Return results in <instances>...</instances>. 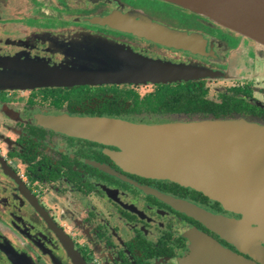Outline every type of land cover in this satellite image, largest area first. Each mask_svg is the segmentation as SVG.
Here are the masks:
<instances>
[{
  "label": "flooded vegetation",
  "instance_id": "1",
  "mask_svg": "<svg viewBox=\"0 0 264 264\" xmlns=\"http://www.w3.org/2000/svg\"><path fill=\"white\" fill-rule=\"evenodd\" d=\"M54 1L49 11L40 0H0V264H181L198 232L251 258L192 210L241 214L193 187L127 169L114 156L120 148L39 118L246 120L264 126V44L166 0L157 1L185 11L199 28L168 25L128 0ZM115 11L148 17L195 37L198 45H167L97 20ZM36 18L43 26L7 31ZM139 55L202 74L166 83L34 86L38 81L24 77L43 61L57 70L54 79L138 71ZM143 84H195L203 104L181 112L146 109L172 118L162 122L136 117L142 111L106 112L108 90L138 91Z\"/></svg>",
  "mask_w": 264,
  "mask_h": 264
},
{
  "label": "water",
  "instance_id": "2",
  "mask_svg": "<svg viewBox=\"0 0 264 264\" xmlns=\"http://www.w3.org/2000/svg\"><path fill=\"white\" fill-rule=\"evenodd\" d=\"M203 14L264 44V0H166ZM135 14L115 11L97 19L155 41L194 48L195 37ZM41 61V60H39ZM138 71L64 75L43 61L30 85L166 83L202 74L139 55ZM133 69V68H132ZM145 70V71H143ZM67 73V72H66ZM70 133L120 148L114 156L127 169L167 178L204 192L240 218L203 209L192 213L251 258L204 234H195L182 264H264V126L246 120L170 123L134 122L114 117L63 116ZM179 206H181L179 204Z\"/></svg>",
  "mask_w": 264,
  "mask_h": 264
},
{
  "label": "trees",
  "instance_id": "3",
  "mask_svg": "<svg viewBox=\"0 0 264 264\" xmlns=\"http://www.w3.org/2000/svg\"><path fill=\"white\" fill-rule=\"evenodd\" d=\"M199 92L195 84H160L143 96L132 89L113 88L106 93V112L120 114L142 109L156 113L191 111L203 104V96Z\"/></svg>",
  "mask_w": 264,
  "mask_h": 264
},
{
  "label": "rangeland",
  "instance_id": "4",
  "mask_svg": "<svg viewBox=\"0 0 264 264\" xmlns=\"http://www.w3.org/2000/svg\"><path fill=\"white\" fill-rule=\"evenodd\" d=\"M130 3L138 5L142 8H144L146 11H148L149 14H151L152 16L160 19L161 21L165 22L168 25L174 26V27H178V28H188V27H198L200 26L198 21H195L192 17H189V15H187V13L185 11H180L178 9H172L171 6L169 5H165L162 2H159L157 0H128ZM40 2H46L48 4L47 6H44L45 10H52L51 8H49V4H51V6H55L56 2L54 0H40ZM43 21L41 18H36V19H24V21H21L20 23H16L15 25L11 26V27H7V31H12L14 29H18L24 26H29V27H33L36 26L38 24H40L41 26H43ZM18 24H20V26L16 27ZM9 28V29H8ZM206 28V27H205ZM210 30H215L217 29V27H210ZM237 48H241V43H239V45H237ZM125 67V66H123ZM29 81H37L39 80V78L35 75H28ZM211 91H210V95L212 97H215V86L216 84L214 82H212L211 84ZM154 89V86L151 84L148 85H139L137 90L139 91V93L143 96L144 94L151 92ZM136 117L140 118V119H144L145 121H149V122H162V121H167L172 119L171 117L164 115V114H155L152 111L149 110H142V112H139L138 114H135ZM68 116V115H67ZM63 117V116H60ZM59 117L57 116H53V115H45V116H41L39 119L41 122L46 123L48 125H51L55 128H60L61 130H66V131H72L66 127H64L63 125H60V123H63L64 121L61 120L58 123L56 122V119H58ZM184 259V258H183ZM182 259V260H183ZM182 264V261H181Z\"/></svg>",
  "mask_w": 264,
  "mask_h": 264
}]
</instances>
